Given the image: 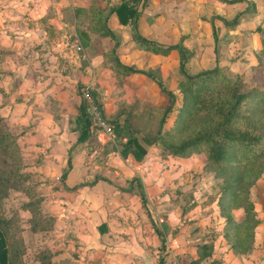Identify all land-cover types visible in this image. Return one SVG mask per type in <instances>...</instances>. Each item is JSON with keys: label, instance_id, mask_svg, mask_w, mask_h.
<instances>
[{"label": "crops", "instance_id": "crops-1", "mask_svg": "<svg viewBox=\"0 0 264 264\" xmlns=\"http://www.w3.org/2000/svg\"><path fill=\"white\" fill-rule=\"evenodd\" d=\"M122 1L0 0V115L18 136L24 163L40 191L42 211L54 219L53 227L45 231L51 260L264 264V218L257 216L252 248L236 252L224 235V218L215 200L206 202V207L199 203L206 199H200V190L207 183L189 178L199 164L193 155H161L157 145L140 140L147 152L136 159L121 153L125 136L114 132L109 138L92 123L89 133L78 138L82 130L78 107L84 103L80 89L91 75L105 113L114 109V82L106 78L110 71L116 72L108 51L113 49L122 63L137 68H149L159 59L163 69L171 68L166 59L171 54L179 63L175 49L167 55L139 46L130 23H122L113 10L106 24L114 37L93 30V8ZM128 1L139 11L138 32L151 39L165 36L170 44L182 34H193V22L207 17L198 8L227 4L237 14L227 25L236 38H218L226 49H221L217 64L228 74L247 76L258 64L259 51H264V0ZM216 14L225 23L231 21L221 11ZM183 20L190 23L186 33L177 25ZM81 29L89 35L86 42ZM242 36L250 39V47L240 45Z\"/></svg>", "mask_w": 264, "mask_h": 264}, {"label": "trees", "instance_id": "trees-1", "mask_svg": "<svg viewBox=\"0 0 264 264\" xmlns=\"http://www.w3.org/2000/svg\"><path fill=\"white\" fill-rule=\"evenodd\" d=\"M112 10L122 23H130L132 36L142 48L163 54L175 49L180 71L185 75V79L180 81V105H176L175 100L179 96L165 89L158 79L159 92H165L168 102L161 111L156 136L153 139L143 136L142 140L148 144L156 143L161 155L185 157L203 152L204 165H218L216 174L222 180L217 185V195L213 193L211 201L215 200L219 215L224 218L223 232L231 247L239 253L248 252L252 248L254 226L259 222L249 199V186L264 165V84L251 86L245 74H228L218 64L194 75L188 74L185 62L193 56V50L183 45L181 37L174 44L161 46L140 34L136 25L139 11L136 4H130L128 0L116 6L93 8L96 18L93 30L100 35L114 37L106 24L107 15ZM80 35L83 42L90 39L84 29L80 30ZM107 54L111 56L116 74L132 72L149 77L152 74L151 70L122 63L113 49ZM259 54L258 63L264 51ZM133 109L131 106L129 112H125L128 114L125 118L121 121L114 118L112 123L115 135L126 137L120 143L121 153H131L136 159H141L147 150L134 134L129 119ZM173 111L176 114L171 125L163 131L167 116ZM78 112L82 127L80 139L89 133L91 116L84 103L79 105ZM17 137L0 115V264H30L26 256L25 224L18 213L7 215L4 209L3 199L12 187L20 183V191L28 197L20 205L30 213L27 224L31 231H47L54 223L53 217L41 209L40 191L24 163ZM39 257V264H58L51 260L50 250L41 249Z\"/></svg>", "mask_w": 264, "mask_h": 264}, {"label": "rangeland", "instance_id": "rangeland-1", "mask_svg": "<svg viewBox=\"0 0 264 264\" xmlns=\"http://www.w3.org/2000/svg\"><path fill=\"white\" fill-rule=\"evenodd\" d=\"M204 4L201 3L202 6H204ZM225 9H227L226 12L224 11ZM231 10L232 8H230L227 4H224V6L220 7L217 3L207 4L202 8H198V12L207 17H205V19H199L198 21L193 22L196 24V27L193 29V34L189 33L187 35H181V41L183 45H185L189 50H191V47L196 48L195 50L192 48L193 52L195 53L194 56L189 57L185 62V68L188 74L194 75L198 72H202L206 68L211 67L212 64L216 65L218 63L221 49H226V47L222 48L221 44L217 42L218 38H221L222 36L225 38H228V36L236 38V36H233L232 32L227 31V29H229L227 25H230L232 23V19H234L237 15H233ZM220 11L225 15V18H229L231 21L225 23L223 20H221L219 15L216 14L220 13ZM259 22L261 23V21ZM189 24L190 23L187 20H183L177 25L183 33H186L187 28H189ZM247 29L248 28H246V30ZM148 39L157 42L161 46L170 44L168 43V39L165 36H159L158 39L161 41H157L158 39ZM240 45L250 47L251 41L246 36H242ZM139 46L141 45L139 44ZM226 52L229 57H231L229 49H227ZM259 52H263V50L261 49ZM168 54L169 52L167 55ZM175 54L177 55L176 52ZM260 58L261 60L259 61L261 64H256L254 71L247 74L246 76V79L249 81L248 83L251 86L264 84V54L261 55ZM151 59L153 60V58ZM166 59L168 63L167 65L172 66L166 70L163 69V61L161 59L155 61L153 60V63L151 62L153 66H150L149 68H142V66L141 68L139 67L145 71L146 69L151 70L150 73L152 74H150V77L145 76V74L142 73L136 74L132 72H119L115 74L110 71L109 74H107L106 80L109 82L113 81L114 83L111 85V88L113 86L115 87V94H112L111 97L114 109L107 115L111 122L112 119L118 118L117 116H120L122 120V118H125V116L128 115L127 113L124 115L123 112H129L131 106L134 107L129 119L131 120V124L134 128V134H136L140 140H142L143 136L147 137L148 139H153L154 136H156L161 111L168 102V96L165 94V92H159V86L157 84L158 79L161 80L165 89L172 90L177 96H179L177 99H175L176 105L181 104L180 81L185 79V75L180 71V65L177 63L175 55H168ZM138 65L140 66L139 63ZM132 66L134 67L135 64ZM110 74L112 76H110ZM104 77L105 76H102V78ZM175 114L176 112L173 111L167 116V121L164 123L162 128L163 131L170 127L171 121L173 120V115L175 116ZM151 144L156 145V143ZM192 155L194 159L199 162V164H197L195 168L197 173L189 178H194V182L192 181L193 183L198 182V184H201L203 181L207 183L204 185L202 184L203 188L200 190V199H204V196H206V199L199 203H202V206H205L206 202H211L213 193H216L217 195L218 186L222 178L216 174L218 165H204L205 157L203 152L192 153L189 156H185V158H188ZM32 179L35 180V177ZM20 186V183L16 184V186L10 189L9 194L4 197V209L7 215L18 213L21 216L22 223L25 224L24 235L27 243V259L30 264H39L38 258H40L39 256L41 249L49 250V237L46 236L47 232L45 231L35 232L31 231V229L28 227L27 219L30 213L29 211L24 210V208H22L20 205L21 201L27 200L28 197L20 191ZM249 199L252 201L256 216L261 215V217L264 218V165L259 172V176L253 182H251L249 186ZM216 220L217 218L213 217V221Z\"/></svg>", "mask_w": 264, "mask_h": 264}, {"label": "built area", "instance_id": "built-area-1", "mask_svg": "<svg viewBox=\"0 0 264 264\" xmlns=\"http://www.w3.org/2000/svg\"><path fill=\"white\" fill-rule=\"evenodd\" d=\"M94 77L91 75L87 82H84L81 87V96L86 105V109L91 116L92 126L100 129L103 133L109 136V138L114 137L113 123L110 121L109 117L105 113L101 102L99 101L97 95L93 90Z\"/></svg>", "mask_w": 264, "mask_h": 264}]
</instances>
